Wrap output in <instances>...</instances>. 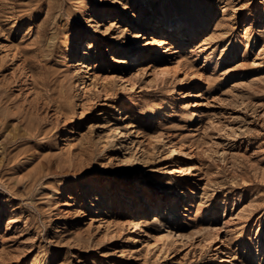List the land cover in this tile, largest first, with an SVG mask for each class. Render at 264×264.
<instances>
[{
  "label": "rangeland",
  "instance_id": "obj_1",
  "mask_svg": "<svg viewBox=\"0 0 264 264\" xmlns=\"http://www.w3.org/2000/svg\"><path fill=\"white\" fill-rule=\"evenodd\" d=\"M148 4L0 0V264H264V0H207L182 53ZM80 34L89 55L66 58ZM169 139L195 169L171 171ZM188 187L160 224L148 193L185 206Z\"/></svg>",
  "mask_w": 264,
  "mask_h": 264
},
{
  "label": "bare ground",
  "instance_id": "obj_2",
  "mask_svg": "<svg viewBox=\"0 0 264 264\" xmlns=\"http://www.w3.org/2000/svg\"><path fill=\"white\" fill-rule=\"evenodd\" d=\"M149 4L148 7L150 8V11H147L146 9V16L149 18V24L144 25L145 28L151 29L154 32L162 33V35L159 38V46L167 47V49H172L176 52L182 53L186 49L189 48L188 42L190 39L194 36L195 33H202L208 26L211 17L213 9H210L211 7L206 8V2L207 0H186L185 3H180L179 5H173L169 6L166 5V0H148ZM182 2V0H181ZM157 5V6H156ZM156 6V7H155ZM261 19V18H259ZM159 30V32L157 31ZM138 36V34H136ZM191 37V38H190ZM84 38V34H80L77 38V42L75 47H71L70 50L65 54V57L68 58L71 56H76L78 53H82V40ZM92 38H88V40H85V54L88 56V50L91 46ZM69 45V44H68ZM199 46V45H198ZM197 47V46H196ZM135 53H128L130 54V60H127V64L132 65L134 62L132 60L137 61L139 59V54L135 55ZM64 57V58H65ZM74 59V58H73ZM132 59V60H131ZM65 62V61H64ZM80 63L79 67L75 68L76 72L79 75L80 82H76L75 86L77 89V96H80L79 89L82 88V81H83V73H86L88 69H90V64H86V61H78ZM189 95V92L185 94V96ZM198 115V112H194V110H191L189 112L188 118L190 121L194 119V117ZM99 125V124H98ZM120 132L121 134L124 133L123 130L119 126H115L114 128H106L104 132L101 134V140L100 144L103 146H108L109 144H113V137L112 135L114 132ZM169 145V152L166 156L173 158L171 165V171H178L183 172L185 167H188L189 170L195 169L193 164L188 163H181L177 160V155L179 153V146L180 141H174L169 139L168 140ZM115 144V143H114ZM116 145V144H115ZM117 147V146H116ZM187 155V152L186 154ZM175 159V160H174ZM172 182V181H171ZM167 186V192L168 194H174L176 191L174 190V186L171 185L170 181H166ZM187 194L185 193V206L182 205L181 200H178L177 198H171L169 205H163L164 201L166 200H159L160 198L155 193H148V203L153 206V208L158 207L159 213L166 214L163 221L160 222V224H163L167 222L166 220L169 219L172 215H175V218H177L180 215V208L185 209L187 206H191L193 202V195L194 191L191 187L187 188ZM138 198L141 197L140 195H137ZM158 201L157 206L154 204V200ZM156 201V202H157ZM143 202V201H142ZM138 206H136L134 218L132 221H134L136 228L135 230L143 231L146 229L144 227V224H146V221L144 218H140L141 213V202H138ZM144 204V202L142 203ZM187 205V206H186ZM180 207V208H179ZM157 217V216H156ZM158 218V217H157ZM170 231L169 228H167L165 234ZM143 232H138L137 235L143 234ZM164 233V232H163ZM164 234V235H165ZM128 239H133L135 236H131L130 234L127 235ZM160 239V233L155 234V240ZM228 254L223 256V261H226L228 259ZM226 264V263H225ZM234 264V263H232Z\"/></svg>",
  "mask_w": 264,
  "mask_h": 264
}]
</instances>
